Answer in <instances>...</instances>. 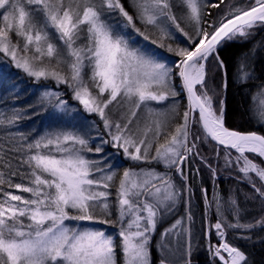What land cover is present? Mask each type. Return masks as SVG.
Wrapping results in <instances>:
<instances>
[{
	"label": "snow or ice",
	"instance_id": "6c2138e0",
	"mask_svg": "<svg viewBox=\"0 0 264 264\" xmlns=\"http://www.w3.org/2000/svg\"><path fill=\"white\" fill-rule=\"evenodd\" d=\"M222 5L225 0H0V88L25 90L15 68L34 83L65 85L82 106L45 90L41 103L55 101L48 114L58 122L53 130L20 132L9 145L0 144V264H153L158 226L181 202L188 205L186 215L160 235L169 244L171 237L191 236L189 177L206 168L215 184L218 167L200 151L203 145H212L224 170L241 174L236 178L251 190L244 200H259L264 208V85L249 108L259 131L228 128V72L221 56L227 45L264 31V0H229L218 21L208 19L209 9ZM176 33L184 46H174ZM246 68L245 62L238 66L234 83L257 78ZM213 69L222 74L219 85ZM93 115L98 121L89 124ZM18 119L19 113L0 117V125ZM101 126L93 147L85 129ZM106 145L135 166L121 174ZM89 153L104 155L93 159ZM216 187L211 201L208 189H200L206 211L215 205L209 235L214 228L220 237L216 245L209 241V251L219 264H250L227 242V230L264 227V215L241 223L247 209L238 193L225 199ZM191 255L189 241L183 264H192ZM159 264L174 262L161 256Z\"/></svg>",
	"mask_w": 264,
	"mask_h": 264
},
{
	"label": "trees",
	"instance_id": "16d2710c",
	"mask_svg": "<svg viewBox=\"0 0 264 264\" xmlns=\"http://www.w3.org/2000/svg\"><path fill=\"white\" fill-rule=\"evenodd\" d=\"M213 2H217V0H213ZM209 11L212 15L208 19L213 21H218L224 14V11H220L219 9H209ZM181 41L182 39L177 41L174 46H184ZM167 56L171 57V54H167ZM221 56L227 65L228 72L226 126L232 130L242 132L259 131L254 121L250 119L251 113L249 112V108L252 106V97L259 92L260 86L264 85V31H257L255 36L247 42L227 45L221 52ZM245 57H247L246 61ZM172 58L174 59V57ZM242 62L247 64L246 70L254 69L255 76L257 77L249 80L243 86L233 82L237 74L238 66ZM11 71L14 74L18 73L19 77L24 80L22 88L25 90L5 91L3 88H0V117L10 118L13 113H19L20 115V119L14 125H8L6 123L0 125V144L5 146L18 139L20 132L25 134L31 133L32 136H36L38 133L42 134V131L45 129L43 128L44 120L49 114L47 108L50 106L47 105V107L41 108L39 103H37V99H35L36 92L44 89L46 83H42V81L39 84L34 83L32 79L28 80V77L23 72L15 68H12ZM211 74L214 75L213 83L219 85L222 74L216 72L215 69H213ZM16 82L13 81V83ZM64 86L61 85V90L66 88ZM18 92L19 94H17ZM66 98H68L70 104V91L66 92ZM258 99L259 97L256 103ZM35 125L36 127H34ZM26 128L29 129L28 132L25 130ZM200 151L212 161L214 167H218V173L215 178V184L206 168L201 170L199 176L189 177L188 183L192 188L191 208L194 214L191 223L197 227V232L195 231L192 242L191 261L192 264H219L218 258L214 259L208 248L209 241L211 244L216 245L219 240V237L215 235L216 230L214 228L211 229L212 234L209 235V225L216 222L215 205L213 204L206 211V202L200 191L201 187L208 189V201L212 200L215 185H218L215 191L225 199H227L230 193L237 192L242 207L247 209L241 219V223H255V220L259 219L261 215H264V208L261 207L259 200H244V196L251 192L249 186L236 178L241 174L233 170L223 169V160H217L212 151L211 144L203 145ZM187 199L188 197H186ZM241 236H250L251 238L241 239ZM226 240L233 246H237L244 251L249 258L250 264H264V227H257L251 231L229 229L227 230ZM159 259V254L153 249V264H159Z\"/></svg>",
	"mask_w": 264,
	"mask_h": 264
},
{
	"label": "rangeland",
	"instance_id": "374dc122",
	"mask_svg": "<svg viewBox=\"0 0 264 264\" xmlns=\"http://www.w3.org/2000/svg\"><path fill=\"white\" fill-rule=\"evenodd\" d=\"M228 2H229V0H225V5ZM233 2L237 3V4H244V3H246V0H233ZM225 5H222L221 8H219V10L220 11L223 10L225 12L227 10ZM177 15L178 16L180 15L179 11H177ZM181 26L185 27L186 30H187V25L185 24V22L182 21L181 22ZM173 31H175V30L173 29ZM181 39H183L182 35L180 33H176V36H175V39H174V44H176L177 41H179ZM138 40L141 41L142 43H144L145 46L155 47L154 45H150L148 42H143L142 38L138 37ZM169 42H173V41H169ZM132 46L135 47L134 44ZM160 51H163V50H160ZM167 54L169 55V53L165 52V55H167ZM29 79H31V78L28 77V80ZM42 83H46V85H44L45 88L42 89V90H38V92H36L35 99H37V103H39L41 108H45V107H47V105H50L47 108V110H49V113L52 111V103H55V101L53 100L52 103H49L48 101H44L43 103H41L40 97H41L42 93L45 90L59 91V92L64 93L62 98L65 99L66 101H68V98H66V92L70 91V96L72 95L70 89H68L66 86H64L66 88L64 90H61V85L59 87H57L55 85L54 81H47V82L42 81ZM51 85H55V86H51ZM176 87L179 90V81L178 80L176 81ZM181 102H182V104H186L187 103L186 99H183ZM258 102H259V99H258ZM258 102H257V104H258ZM152 103H153L154 106H157V105H155V102H152ZM69 105L72 106V107H80L81 110H82V106H79V102L78 101H75V100L71 99V103ZM92 120L98 121V117H96L95 115L91 116L90 119H89V124H91ZM56 123H58V122L49 120L48 116H47V118L44 120V123H43V128H45V129L42 131V134L45 131L53 130L52 127H50V125H54ZM34 127H36V125ZM25 130L27 132L29 131L28 128H26ZM85 131H87L89 136L91 137V143H92L93 147L95 146L96 143L100 142L99 138L102 135V126H101V130L100 131H97V129L95 127L87 128V129H85ZM104 138L107 139V136L105 135ZM116 151H117L116 149H112L110 146H107V145L105 146V152L106 153H110L111 162L112 163L118 162L121 165L119 167V169H118V171L121 174H122V172H123V170L125 168H130V167H134L135 166L136 162H132L130 160H126L123 157V155H122V151H121V154L119 156L113 155V154L116 153ZM88 155H89L90 158L99 159L101 156L104 155V153H101V154L89 153ZM109 162H110L109 159H105V161H104L105 165L107 163H109ZM140 166L141 167H149V165H147V164H141ZM161 169H162V166H157V170H161ZM177 183H179V181H177ZM184 196H185V200H186V197H188V194L185 193ZM187 207H188L187 204L184 205V202H181V204H179L177 206V210L175 212V215H170V216L166 217L165 221L163 222V224L158 226L157 232L155 233L154 239H153V249L159 254V258H161V256L166 257L169 261L174 262V264H183L182 253L186 249L187 244L189 243V241L191 242V245H193V243H192L193 242V237L195 236V231L197 232V227L195 226V224L191 223V236L189 237L187 234H184L179 239L177 237H171L170 238L171 239V243L170 244H169V240L168 239H162L161 238L160 233L163 231L164 228L169 227L170 224L172 222H174L175 219L184 217L186 215V211L185 210H186ZM191 210H192V208H191ZM192 212H193V210H192ZM184 226L185 227L189 226V222L187 220H185ZM96 227H100V226L96 225ZM104 227L108 228V231L112 232V233H115L117 231V229H115V228H113L111 226H104ZM218 239L220 240V237ZM161 243L166 245V247H165V249L163 251H161L160 248H159V245ZM181 244H183V246H184L183 248L181 247Z\"/></svg>",
	"mask_w": 264,
	"mask_h": 264
},
{
	"label": "water",
	"instance_id": "95a60500",
	"mask_svg": "<svg viewBox=\"0 0 264 264\" xmlns=\"http://www.w3.org/2000/svg\"><path fill=\"white\" fill-rule=\"evenodd\" d=\"M245 132H248V131H245ZM213 143H215V142H213Z\"/></svg>",
	"mask_w": 264,
	"mask_h": 264
}]
</instances>
